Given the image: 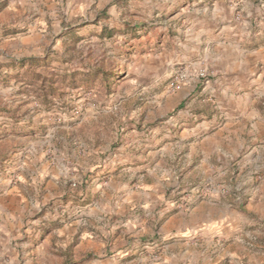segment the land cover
<instances>
[{
    "label": "rangeland",
    "instance_id": "374dc122",
    "mask_svg": "<svg viewBox=\"0 0 264 264\" xmlns=\"http://www.w3.org/2000/svg\"><path fill=\"white\" fill-rule=\"evenodd\" d=\"M249 1L224 5L246 49L264 46V0ZM207 2L0 0V264H264V95L258 132L186 133L222 125L225 91L244 97L219 66L237 49L207 46L222 39ZM93 41L113 42L100 61ZM77 225L94 240L63 233Z\"/></svg>",
    "mask_w": 264,
    "mask_h": 264
},
{
    "label": "crops",
    "instance_id": "0c3cea01",
    "mask_svg": "<svg viewBox=\"0 0 264 264\" xmlns=\"http://www.w3.org/2000/svg\"><path fill=\"white\" fill-rule=\"evenodd\" d=\"M208 4H211V7L206 9V15L212 19V21L217 22V25L211 26L209 25L212 30V35H215L216 37H221L222 39H216V40H209L207 46H212L214 44L220 45L225 49V51H228L230 47H235L237 50V57L232 58L229 55H226V58H219L221 60L220 70L224 76H223V86H225L228 90L233 89V92H237V94H242L244 97H240L238 99H235L236 95L231 94L229 95V91H225V99L229 100L228 103L224 106L223 109H225L226 119L222 121V125H220L217 129H215L213 132H210L207 136H197L198 131L200 129V126L204 123H208L207 120H204L203 123L198 124L196 127L189 129L190 132H186L189 135L195 136L196 139H194L192 142L194 144L199 145H205V141L208 143L213 140L216 143H220L217 141H231L232 139V133H235V136L237 139L240 137L242 138V135L244 133H255V128H257L258 132V121L255 119L257 116L260 117V112L257 111L255 108V103L257 102L258 98L262 97L264 95V89L257 91L258 89V81L264 77V46L255 45L251 46L250 48L246 49L244 48V38L248 37L250 33L246 30H244V24L243 22H237L234 21L233 23L228 20V16L232 17L233 12L229 13L224 7V5L227 4L228 0H208ZM250 2L249 0H244V3ZM230 14V15H229ZM250 14V13H249ZM252 15V14H250ZM229 21V22H228ZM220 41V42H219ZM201 48V47H200ZM208 55V54H207ZM206 55V56H207ZM225 57V56H223ZM218 59V61H219ZM235 59V60H234ZM263 73H260L262 72ZM230 84V85H229ZM206 114V112H204ZM204 113H201L200 115L202 118H205ZM194 116V115H193ZM263 117L264 121V114L261 115ZM248 126H250V129H248ZM245 129H247V132H245ZM192 130V132H191ZM243 133V134H242ZM202 138L201 140L199 138ZM213 137V139H212ZM201 141V142H200ZM211 141V142H213ZM219 145V144H218ZM254 151H258V148L255 147L253 149V152L251 153V156H255ZM205 156V151L202 150L201 153L194 152L192 157L197 159L200 157V155ZM236 155V153L228 152L226 149H220L218 147H213L212 152L209 154V156H205L206 158H212L214 160L219 161L222 158H232ZM197 161V160H196ZM93 212V211H92ZM90 212V214H92ZM64 230V232H63ZM62 230L64 234L68 238L74 237L78 235V237H87L91 239L92 242L94 240V232H86L83 234L82 229L78 228L77 226H65V228ZM97 236V235H96ZM83 243V240L81 241ZM39 251L38 256L41 254ZM30 253V252H29ZM29 255V254H28ZM29 258V256H27ZM31 260V259H30ZM27 262V261H26ZM27 264V263H26Z\"/></svg>",
    "mask_w": 264,
    "mask_h": 264
},
{
    "label": "clouds",
    "instance_id": "9594fccd",
    "mask_svg": "<svg viewBox=\"0 0 264 264\" xmlns=\"http://www.w3.org/2000/svg\"><path fill=\"white\" fill-rule=\"evenodd\" d=\"M106 23H109V26H111L110 22H106ZM55 34H56V28L54 26V30L51 33V35L52 36H55ZM123 39H124L123 37H118V38L115 39V43L116 44H119V43H121V41ZM112 44H113L112 41H103V42H99V43L93 41L92 42V47L90 49L92 51V53H93V58L95 60H97V61H100V53L102 51H104V49L112 47ZM74 46L75 47H81L79 45H74ZM52 54L53 55H56V56H58L60 58H63L65 56L72 55L71 53H65L64 47L61 45V43L59 41H57L54 44ZM109 58L110 59L112 58L111 53H109ZM85 63H87V61H85ZM80 66H81L80 65V54L77 53L76 54V59L75 60H72L70 62V64L67 65V67H69V68H79ZM97 66L100 67V68H103L104 67L103 63H99ZM62 67H64V66L62 65ZM107 78H108V80L110 82H113L114 83V82L118 81L119 76L117 74H114V73H109Z\"/></svg>",
    "mask_w": 264,
    "mask_h": 264
}]
</instances>
